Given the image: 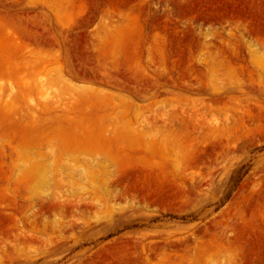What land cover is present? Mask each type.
Segmentation results:
<instances>
[{"label":"rangeland","instance_id":"obj_1","mask_svg":"<svg viewBox=\"0 0 264 264\" xmlns=\"http://www.w3.org/2000/svg\"><path fill=\"white\" fill-rule=\"evenodd\" d=\"M14 25L69 86L0 111V264H264V0H0V59ZM68 152L98 167L59 206L10 179Z\"/></svg>","mask_w":264,"mask_h":264},{"label":"bare ground","instance_id":"obj_2","mask_svg":"<svg viewBox=\"0 0 264 264\" xmlns=\"http://www.w3.org/2000/svg\"><path fill=\"white\" fill-rule=\"evenodd\" d=\"M15 25L14 27H16ZM14 29H18V27ZM11 32L10 35H6L1 40L3 52L1 54L2 58L0 59V111L14 106H18V108L25 107V109L37 106H56V87L58 85L63 87L69 86L67 78L59 71L45 72L44 65L46 61L27 50V47H23V41L29 40L32 36L29 31H23L19 28ZM71 86H73L74 89L82 87V85ZM224 96H228V93L217 92L210 98L219 102ZM104 108L105 110H102L104 115L100 118L101 123L98 121L102 128V130H100L101 134L107 135L108 138V135L111 136L116 133L119 128L125 137L134 138V134L139 129L138 126L135 127L132 125L126 114L125 116L122 114V117L119 116L118 113L112 112L111 106H105ZM144 139L143 143L147 146L146 138ZM124 140L126 139L124 138ZM161 144L164 145V142H161ZM68 153L69 154L65 157V161L62 162L60 160V162L57 160L56 162L58 163L53 161V159L52 161L51 159H47L45 162L40 161L38 160L39 156L20 159L17 161L18 164L16 163L14 165V170L12 171L10 179L13 178L15 183L24 179L26 181L25 183L28 184L26 187L28 190V197L38 200L40 197L36 192L41 190L42 197L54 201L50 203V206H59L62 204V201L67 198V195L64 194H72L71 197L74 196L72 188L79 186L76 181L82 182L86 179L87 175L90 173L87 172L86 169L88 168L85 167L91 166L95 162L91 157L84 155L83 160L86 161L87 165L84 166L80 164L76 166V164H79L76 163L77 156L70 154V152ZM94 166L98 167L96 164H94ZM109 175L110 174L102 173V178H100L101 188L103 189V195L106 199L113 197L116 192V189H111L110 183L112 178Z\"/></svg>","mask_w":264,"mask_h":264}]
</instances>
